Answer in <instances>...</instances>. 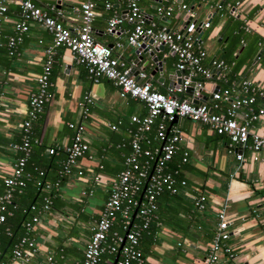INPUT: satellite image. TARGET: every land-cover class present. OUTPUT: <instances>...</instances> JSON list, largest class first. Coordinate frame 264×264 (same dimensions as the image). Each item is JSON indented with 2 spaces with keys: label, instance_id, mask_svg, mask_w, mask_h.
<instances>
[{
  "label": "crops",
  "instance_id": "0c3cea01",
  "mask_svg": "<svg viewBox=\"0 0 264 264\" xmlns=\"http://www.w3.org/2000/svg\"><path fill=\"white\" fill-rule=\"evenodd\" d=\"M80 1L35 0L52 16L59 11L60 21L72 30L80 23L77 9ZM107 1L111 6L104 10H111L109 17L97 6L100 0H95V40L113 46V55L131 68V75L137 80H140V72H146L153 87L166 92L169 86L179 82L177 57L168 53L166 47L159 48V44L153 43L149 46L152 56L141 53L139 58L136 47L125 44L132 27L130 22L123 20L114 33L106 30L110 17L124 15L125 2ZM222 1L177 0L173 13L162 19L156 14V7L167 1L140 0V7L147 22L152 20L177 30L184 24L185 13L193 7L190 13L198 18L197 22L191 28L187 25L184 32L187 31L195 38L197 46L205 50L203 64L209 66L211 59L222 58L225 45L234 39L235 46L228 58L232 59L229 67L235 80L248 77L264 87V0H225L234 3L235 13L230 10L231 16L220 14L218 3ZM180 4H186L187 8H180ZM7 7L6 17L0 22V195L4 191L3 179L12 173L19 154L21 124L26 118L29 98L36 90L44 50L51 43V34L30 21L21 41L9 46L8 37L21 14L16 2L7 3ZM238 21L242 22L239 26ZM198 22H201L199 29ZM240 29L249 41H240ZM258 38L260 40H253ZM117 42L124 46L116 47ZM254 42L258 49L255 54L250 52ZM50 78L52 97L34 121L38 143L31 146V162L46 165L47 180L53 182L60 174L64 147L71 142L69 122L84 126L89 149L78 159L76 166L62 174L55 196L52 200L47 198L51 202L50 208L39 209L38 222L30 231L36 250L29 260L14 259L12 246L1 255V260L7 264L82 263L85 244L103 210L112 183L123 167L124 158L130 152V133L135 127L130 118L146 112L140 100L129 95L121 97L119 88L111 80L103 78L93 82L86 68L74 60L67 48L56 50ZM216 83L219 82L216 80ZM213 84L211 81L204 83L200 89L201 101L211 103ZM190 94L187 91L177 95L191 97ZM85 96L90 101H85ZM177 123L182 133L180 149L188 152V159L181 162L178 152L168 169L177 179H186L189 187H180L177 194L162 193L159 196L156 218L153 219L154 231L139 241L143 264H204L219 213L227 220V243L235 254L236 264H264V152L256 160L239 162L228 152L229 147L236 146L232 137L218 135L186 119ZM252 128L263 129L264 116L253 122ZM150 136L151 145H155L154 132ZM49 148H55L56 153L48 154ZM201 193L206 197L205 208L196 211L193 200ZM111 229L124 235L118 216ZM112 260L114 255L105 253L98 264H111ZM214 264H227L224 254L220 253Z\"/></svg>",
  "mask_w": 264,
  "mask_h": 264
},
{
  "label": "built area",
  "instance_id": "2783aa9c",
  "mask_svg": "<svg viewBox=\"0 0 264 264\" xmlns=\"http://www.w3.org/2000/svg\"><path fill=\"white\" fill-rule=\"evenodd\" d=\"M11 1L19 5L21 19L15 22L13 33L8 37V45L13 47L21 41L30 21L51 34V43L44 50L42 69L36 77V90L29 98L26 118L21 124L17 145L19 155L14 161L12 173L3 179L0 222L4 220V211L11 204L13 193L20 190L30 176L25 171V165L32 144L38 143V139L31 135V127L51 100L50 76L55 52L59 47L71 51L74 60L86 68L93 82L103 78L111 80L119 88L121 97L129 95L136 98L146 109L142 116L133 115L130 118L131 124L135 126L130 133V152L124 158L123 167L112 183L103 210L85 244L81 264H98L103 254L108 253L115 257L118 251L119 256L114 264H143L144 257L139 241L156 218L159 196L164 192L177 194L180 187H189L186 179H177L174 172L168 169V164L176 153H181V162L185 163L188 159V152L180 149L182 133L177 121L186 119L199 123L218 135L232 137L236 146L229 147L228 152L239 162L256 160L264 152V128H252L253 122L264 116V87L258 86L248 77L230 79L229 64L221 58H213L210 65L205 66L203 60L206 52L197 46L195 38L162 23L152 20L147 22L140 0H123L126 12L123 16L110 17L106 30L114 33L116 26L127 20L132 27L126 36V45L136 47L142 41L152 39L153 43L162 44L168 53L177 57L176 71L180 81L169 86L166 92L155 89L146 72H140V80H137L131 75V68L113 55V46L95 40V0L80 1L77 8L80 23L75 30L60 21L59 11L56 16H52L37 5L35 0H0V22L6 17L7 3ZM165 1L167 3L156 7V14L160 19L171 15L177 5V0ZM110 6L107 1L105 7ZM179 6L182 9L187 8L186 4ZM231 13H235L234 8H231ZM115 46L120 48L124 44L117 42ZM206 81L214 83L210 91V104L201 101L200 89ZM188 88H192L191 97L177 95L186 93ZM84 98L85 101H90L88 96ZM68 127L72 130L71 142L64 147L65 158L60 174H66L71 167L76 166L78 159L89 149L84 126L69 122ZM151 132H154V139L157 141L155 145H151ZM47 153L52 155L56 150L49 148ZM205 200L202 193L195 196L194 209L203 211ZM50 205V200L45 199L40 211L48 210ZM38 212L25 222L26 235L14 243V259L28 261L36 250L30 231L38 222ZM117 216L121 220L124 235L111 229ZM217 217L204 264L216 263L220 253L224 254L227 264H236L235 254L227 243V220L222 213ZM113 262L114 260L111 264ZM0 264L7 263L0 260Z\"/></svg>",
  "mask_w": 264,
  "mask_h": 264
},
{
  "label": "trees",
  "instance_id": "16d2710c",
  "mask_svg": "<svg viewBox=\"0 0 264 264\" xmlns=\"http://www.w3.org/2000/svg\"><path fill=\"white\" fill-rule=\"evenodd\" d=\"M107 0H100L97 6L103 11V14L106 17L111 16V10H104L105 3ZM219 4V12L221 15H228L231 16L230 10L234 7V3H228V1L223 0ZM236 21V20H235ZM242 22L238 21L237 26L241 25ZM242 29V28H241ZM241 29L238 32V35H241V40L246 42L249 38L245 37V35L241 34ZM237 36V38H239ZM234 39H231L227 45L224 47L225 55L221 58L226 63L230 65L232 59L228 58V54L233 51V47L235 46ZM254 41L260 40L253 39ZM249 41V40H248ZM253 42V41H252ZM256 42L253 43V48L250 49V52L256 53L257 48L255 47ZM236 64H239L236 62ZM235 64V66H236ZM230 79H235L233 76L232 70L229 71ZM51 80V78H50ZM34 122L32 123L31 127V135L35 136L34 131ZM35 143L32 144V146ZM31 153V151H30ZM19 155V154H18ZM175 156V155H174ZM173 156V158H174ZM172 158V159H173ZM172 159L169 162L172 165ZM181 160V159H180ZM47 166L42 164H36L31 162L30 155L25 165V171L29 173V178L25 180L24 186L21 188L20 192L15 191L13 193L12 202L10 205H7V211H4V220L0 222V260L2 259V253L5 249L11 248L16 241H18L25 233V222L30 220L33 215H35L39 209L42 208L43 204L45 203V199L52 198L56 194V187H58L59 183L61 182L63 175L59 174L56 175V178L52 180L53 182H49L47 179L48 177V170L46 169ZM57 183V185H56ZM167 193V192H164ZM154 222L153 220L149 226V230L144 232L143 236L151 234L154 231Z\"/></svg>",
  "mask_w": 264,
  "mask_h": 264
},
{
  "label": "water",
  "instance_id": "95a60500",
  "mask_svg": "<svg viewBox=\"0 0 264 264\" xmlns=\"http://www.w3.org/2000/svg\"><path fill=\"white\" fill-rule=\"evenodd\" d=\"M190 10H193V7L189 9V11L187 13H185V15L183 16V21H184V24L182 26V28L180 29L181 32H184V30L186 29L187 25L189 28H191V25L193 26L196 22H197V19L198 18H194L193 17V13L191 14L190 13ZM190 25V26H189ZM197 29H199V27L201 26V22H198V25H197ZM188 28V29H189ZM185 34L187 33L184 32ZM150 44H153V40L152 39H149V40H146V41H142L138 46H136V49H135V52L136 53H139V58L142 57L141 53H149L150 56H152L153 54V51H150L149 50V46ZM159 48H163V45H159ZM156 58H153V60H155ZM177 74H179L177 71H176ZM180 81V80H179ZM188 91H192V88H188ZM196 102V100L194 101ZM118 256H119V251L118 253L115 255L114 257V262L113 264L116 262V260L118 259Z\"/></svg>",
  "mask_w": 264,
  "mask_h": 264
}]
</instances>
